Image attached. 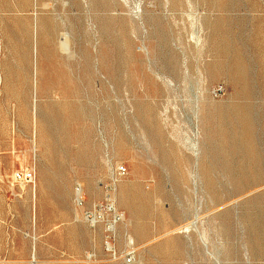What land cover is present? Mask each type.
I'll use <instances>...</instances> for the list:
<instances>
[{"label": "rangeland", "instance_id": "374dc122", "mask_svg": "<svg viewBox=\"0 0 264 264\" xmlns=\"http://www.w3.org/2000/svg\"><path fill=\"white\" fill-rule=\"evenodd\" d=\"M128 254L264 264V0H0V264Z\"/></svg>", "mask_w": 264, "mask_h": 264}, {"label": "built area", "instance_id": "2783aa9c", "mask_svg": "<svg viewBox=\"0 0 264 264\" xmlns=\"http://www.w3.org/2000/svg\"><path fill=\"white\" fill-rule=\"evenodd\" d=\"M117 173L119 176H124L127 173V169L124 166H120L117 169ZM14 179L18 183L31 185L34 183L35 173L34 171H29V170L23 172H16L14 174ZM78 202L79 204H82V198L78 199ZM89 217L92 218L91 216ZM108 248L110 249V245H108ZM133 263H134V255L128 254L126 256L125 264H133Z\"/></svg>", "mask_w": 264, "mask_h": 264}, {"label": "bare ground", "instance_id": "6f19581e", "mask_svg": "<svg viewBox=\"0 0 264 264\" xmlns=\"http://www.w3.org/2000/svg\"><path fill=\"white\" fill-rule=\"evenodd\" d=\"M185 62V61H184ZM187 68V67H186ZM187 71V70H186ZM185 71V72H186ZM186 74H188V73H186ZM190 74V73H189ZM182 77H184V76H182ZM185 78V77H184ZM189 79V78H188ZM238 82V81H237ZM174 86V85H173ZM181 86V85H180ZM175 87V86H174ZM185 87V86H184ZM171 88V87H170ZM183 88V87H182ZM183 90V89H182ZM187 91V90H186ZM201 92V91H200ZM184 95V94H183ZM181 96V95H180ZM187 99V98H186ZM200 106V105H199ZM200 111H201V109H200ZM73 113V112H72ZM200 113V112H199ZM191 118V117H190ZM197 118V117H196ZM195 119V118H194ZM197 120H198V118H197ZM189 121V120H188ZM194 121V120H193ZM196 123V122H195ZM197 124H199V123H197ZM194 125V124H193ZM42 134H44V133H42ZM174 134V133H173ZM174 137V136H173ZM198 138V137H197ZM178 142V141H177ZM179 143V142H178ZM182 146V145H181ZM199 152V151H198ZM194 154H196V153H194ZM195 158H196V156H195ZM198 158V157H197ZM199 159V158H198ZM197 159V160H198ZM196 190V189H195ZM81 191L79 190V192L77 193V195H78V199H80V198H82V196H81V193H80ZM191 225V224H190ZM193 227V226H192ZM188 229L187 230H189L190 229V227H187ZM194 230H195V228H193ZM197 229V228H196ZM192 230V229H191ZM185 231V230H184ZM204 237V236H203ZM200 239V238H199ZM206 239V238H205ZM206 240H208V239H206ZM190 241V240H189ZM201 241V240H200ZM203 243V242H202ZM209 246V245H208ZM205 247L207 248V250H208V247L205 245ZM208 253V252H207ZM206 254V253H205ZM209 254V253H208ZM209 257V256H208ZM213 257V256H212ZM218 264V263H217Z\"/></svg>", "mask_w": 264, "mask_h": 264}]
</instances>
